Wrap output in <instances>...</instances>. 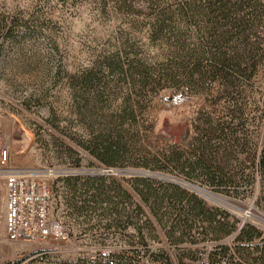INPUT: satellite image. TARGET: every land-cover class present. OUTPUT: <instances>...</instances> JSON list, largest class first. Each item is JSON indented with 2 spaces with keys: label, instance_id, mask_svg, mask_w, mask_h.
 Returning a JSON list of instances; mask_svg holds the SVG:
<instances>
[{
  "label": "rangeland",
  "instance_id": "rangeland-1",
  "mask_svg": "<svg viewBox=\"0 0 264 264\" xmlns=\"http://www.w3.org/2000/svg\"><path fill=\"white\" fill-rule=\"evenodd\" d=\"M181 2L0 0V128L9 150L7 168L46 180L52 215L71 232L68 241L52 245L9 242L6 179L0 175V264H111L100 257L102 251L111 252L114 264L125 259L131 264H196L206 252L210 241L202 238L169 242L130 182L140 174L164 183L186 181L162 159L163 149L178 145L187 150L192 136L204 129L202 111L216 113L227 104L226 97L206 95L201 87L158 83L157 70L159 64L166 65L169 43L167 37L154 39L155 16L163 9L176 10ZM186 38L190 44L197 42L192 33ZM252 84L242 87L246 91L237 99L249 118L238 128L243 138L264 149V65ZM110 145L121 148L114 167L94 154ZM240 168L246 199L215 195L205 187L207 196L198 188L193 192L207 207L238 217L241 226L254 223L264 230V213L255 205L264 181L247 164ZM253 173L257 183L249 187L245 182ZM67 176H106L122 185L156 230L145 227L146 218L141 217L145 244L133 226L85 232L90 227L79 224L85 217L77 218L66 206ZM197 226L194 238L207 225L200 221Z\"/></svg>",
  "mask_w": 264,
  "mask_h": 264
},
{
  "label": "trees",
  "instance_id": "trees-1",
  "mask_svg": "<svg viewBox=\"0 0 264 264\" xmlns=\"http://www.w3.org/2000/svg\"><path fill=\"white\" fill-rule=\"evenodd\" d=\"M155 17L154 39L167 37L169 43L164 57L166 65L159 64L157 70L159 85L164 82L170 87H201L207 90L206 95L226 97L227 104L216 112L217 116L215 112L202 111L204 129L198 136H192L187 150L178 145L163 149L162 159L175 166L178 176L188 182L174 178L164 183L140 174L132 178L131 185L137 187L136 192L169 242L179 244L186 237L193 238L192 242L199 238L202 242H220L235 236L236 252L242 260L239 264H264V230L254 223L241 226L238 217L227 210L207 207L206 200L193 192L205 187L215 195L246 199L248 190H240V178L245 177L237 171L244 164L264 181V149L241 136L238 127L249 118H245L244 108L237 100L246 91L242 87L253 88L252 80L264 65V0H183L176 10L163 9ZM189 33L197 42H187ZM119 150L120 147L110 145L94 154L106 166L114 167ZM243 155L246 158L242 160ZM158 169L167 170L165 166ZM254 173L245 182L249 187L257 183ZM65 181L66 206L77 218L85 217L79 223L90 227L85 232L133 226L145 244L143 229L156 230L132 194L108 177L67 176ZM255 205L264 213V191L257 196ZM141 217L146 218L145 227L140 226ZM95 219L98 221L94 222ZM200 221L207 226L194 238L192 232ZM131 263L125 259L119 264Z\"/></svg>",
  "mask_w": 264,
  "mask_h": 264
},
{
  "label": "built area",
  "instance_id": "built-area-1",
  "mask_svg": "<svg viewBox=\"0 0 264 264\" xmlns=\"http://www.w3.org/2000/svg\"><path fill=\"white\" fill-rule=\"evenodd\" d=\"M0 128V175L6 179L7 238L10 242L52 245L70 239L69 226L52 215L53 196L49 183L21 170L7 168L9 150L3 145ZM235 236L220 242H209L206 252L198 255L196 264H239ZM111 252L102 251L103 259L111 261Z\"/></svg>",
  "mask_w": 264,
  "mask_h": 264
},
{
  "label": "bare ground",
  "instance_id": "bare-ground-1",
  "mask_svg": "<svg viewBox=\"0 0 264 264\" xmlns=\"http://www.w3.org/2000/svg\"><path fill=\"white\" fill-rule=\"evenodd\" d=\"M53 205V204H52ZM7 206V205H6ZM6 213H7V207H6ZM7 218V217H6ZM6 232H7V219H6ZM8 240V238H7ZM9 241V240H8ZM10 242V241H9ZM18 243H21V242H18Z\"/></svg>",
  "mask_w": 264,
  "mask_h": 264
},
{
  "label": "water",
  "instance_id": "water-1",
  "mask_svg": "<svg viewBox=\"0 0 264 264\" xmlns=\"http://www.w3.org/2000/svg\"><path fill=\"white\" fill-rule=\"evenodd\" d=\"M199 191L202 192V194H203L204 196H207V195L204 194V192H205L204 190L199 189ZM209 194H210V193H209Z\"/></svg>",
  "mask_w": 264,
  "mask_h": 264
}]
</instances>
